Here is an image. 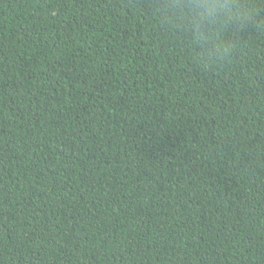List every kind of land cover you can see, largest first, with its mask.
<instances>
[{
	"label": "trees",
	"instance_id": "trees-1",
	"mask_svg": "<svg viewBox=\"0 0 264 264\" xmlns=\"http://www.w3.org/2000/svg\"><path fill=\"white\" fill-rule=\"evenodd\" d=\"M228 53L158 0H0V264H264V0Z\"/></svg>",
	"mask_w": 264,
	"mask_h": 264
},
{
	"label": "clouds",
	"instance_id": "clouds-1",
	"mask_svg": "<svg viewBox=\"0 0 264 264\" xmlns=\"http://www.w3.org/2000/svg\"><path fill=\"white\" fill-rule=\"evenodd\" d=\"M159 18L199 49L202 62L213 63L231 48L225 33L232 25L243 27L252 17L247 0H158Z\"/></svg>",
	"mask_w": 264,
	"mask_h": 264
}]
</instances>
